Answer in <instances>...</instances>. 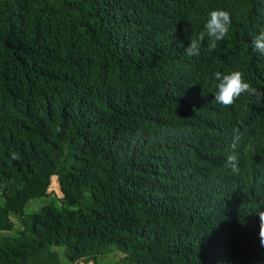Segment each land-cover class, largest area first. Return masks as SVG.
Wrapping results in <instances>:
<instances>
[{"label":"trees","instance_id":"trees-1","mask_svg":"<svg viewBox=\"0 0 264 264\" xmlns=\"http://www.w3.org/2000/svg\"><path fill=\"white\" fill-rule=\"evenodd\" d=\"M261 31L264 0H0V264H264V96L214 100L264 93Z\"/></svg>","mask_w":264,"mask_h":264},{"label":"clouds","instance_id":"clouds-1","mask_svg":"<svg viewBox=\"0 0 264 264\" xmlns=\"http://www.w3.org/2000/svg\"><path fill=\"white\" fill-rule=\"evenodd\" d=\"M210 18L204 25V31L200 32L196 39H191L189 46L185 49L188 56H199L201 48L204 44L205 37L208 38L209 52L217 47V42L226 38L229 33L232 20L228 11L223 9L213 10L209 14ZM254 50L264 53V31H261L253 40ZM214 78L218 83L215 85L217 91L214 100L225 108L231 107L245 93L252 96L261 97L264 93H260L250 83L245 81L244 73L240 70H234L229 74L216 72ZM241 140V135L237 132L233 137L232 148L236 149ZM15 158V156H13ZM227 162L231 165L233 172L239 171L238 156L235 153L227 156ZM261 220L260 237L261 244L264 245V211L257 214Z\"/></svg>","mask_w":264,"mask_h":264},{"label":"rangeland","instance_id":"rangeland-1","mask_svg":"<svg viewBox=\"0 0 264 264\" xmlns=\"http://www.w3.org/2000/svg\"><path fill=\"white\" fill-rule=\"evenodd\" d=\"M43 205V201L42 200H35L33 201L25 210V213H31L32 211H37V209L39 207H41ZM13 222H14V232H19L22 231L24 229V225L22 221H19V218L12 216L11 217ZM118 254L117 255H109L106 257H100L98 259L100 264H111L112 262L116 261L118 259Z\"/></svg>","mask_w":264,"mask_h":264}]
</instances>
